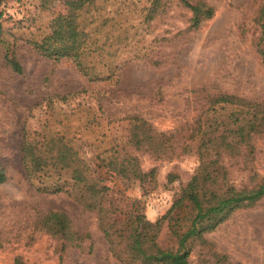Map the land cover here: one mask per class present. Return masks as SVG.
<instances>
[{"label":"rangeland","instance_id":"374dc122","mask_svg":"<svg viewBox=\"0 0 264 264\" xmlns=\"http://www.w3.org/2000/svg\"><path fill=\"white\" fill-rule=\"evenodd\" d=\"M204 1L214 8L213 17L183 32L185 12L175 7L146 28L137 18L148 0H99L107 10L133 17L130 45L119 60L141 58L125 62L117 81L87 82L70 61L53 64L20 41L22 73L0 69V166L6 174L0 184V264H118L93 214L66 195L37 192L25 177L17 154L24 119L32 132L64 133L91 161L114 140L120 142L124 126L120 120L128 114L143 115L158 131L190 123L197 114L200 87L264 102V64L256 51L254 25L263 0ZM40 6V0H3L4 27L19 39H40L65 5L55 0L48 9ZM55 95L69 97L45 101ZM260 143L258 165L264 174V139ZM197 165L193 156L170 161L142 157L145 171L157 169V187L147 191L138 182L105 170L98 173L105 185L140 200L147 219L154 222L170 208ZM169 173L178 179L167 186ZM50 211L64 212L73 228L90 238L81 247L63 250L58 239L40 230L41 218ZM205 239L209 246L195 250L190 264L213 263L217 256L232 264H264V199L234 213ZM158 241L163 247L168 243L165 226Z\"/></svg>","mask_w":264,"mask_h":264},{"label":"trees","instance_id":"16d2710c","mask_svg":"<svg viewBox=\"0 0 264 264\" xmlns=\"http://www.w3.org/2000/svg\"><path fill=\"white\" fill-rule=\"evenodd\" d=\"M54 1L40 0V7L48 9ZM62 1L64 12L49 21L48 31L40 39L12 35L3 25L4 10L0 7V69L22 73L18 44L23 41L53 64L70 61L87 82L117 81L124 63L140 57L119 60L130 45L133 17L107 10L99 0ZM170 7L185 12L183 32L197 29L214 15V8L204 0H148V5L139 9V25L153 26L168 16ZM254 25L256 51L264 64V0ZM196 93L197 114L190 123L173 131H158L143 115L128 114L120 120L124 124L120 142L114 140L91 161L64 133L30 131L26 118L17 142L24 175L37 192L66 195L93 214L118 264H190L195 250L209 246L207 234L237 211L264 199V174L258 165L260 141L264 139V102L224 91L211 92L204 86ZM68 97L48 96L45 101ZM144 156L163 161L193 156L198 163L170 208L154 222L147 219L140 200L105 185L98 173L105 170L138 182L144 191L154 190L157 169L145 171L141 166ZM177 179L175 173L167 174V186ZM5 181V170L0 166V184ZM39 225L61 242L63 250L81 247L90 238L88 233L75 230L62 211L46 213ZM164 226L168 234L165 247L158 241ZM213 261L209 264H232L225 256Z\"/></svg>","mask_w":264,"mask_h":264}]
</instances>
